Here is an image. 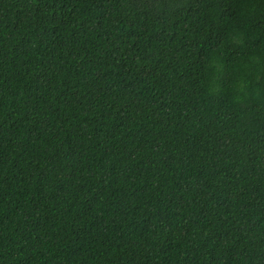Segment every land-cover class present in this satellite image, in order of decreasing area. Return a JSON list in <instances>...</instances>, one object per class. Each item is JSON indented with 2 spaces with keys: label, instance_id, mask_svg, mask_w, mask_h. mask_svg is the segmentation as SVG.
Instances as JSON below:
<instances>
[{
  "label": "trees",
  "instance_id": "1",
  "mask_svg": "<svg viewBox=\"0 0 264 264\" xmlns=\"http://www.w3.org/2000/svg\"><path fill=\"white\" fill-rule=\"evenodd\" d=\"M0 264H264V0H0Z\"/></svg>",
  "mask_w": 264,
  "mask_h": 264
},
{
  "label": "water",
  "instance_id": "2",
  "mask_svg": "<svg viewBox=\"0 0 264 264\" xmlns=\"http://www.w3.org/2000/svg\"><path fill=\"white\" fill-rule=\"evenodd\" d=\"M154 1H157V0H154Z\"/></svg>",
  "mask_w": 264,
  "mask_h": 264
}]
</instances>
